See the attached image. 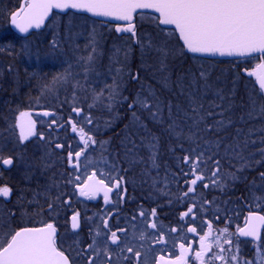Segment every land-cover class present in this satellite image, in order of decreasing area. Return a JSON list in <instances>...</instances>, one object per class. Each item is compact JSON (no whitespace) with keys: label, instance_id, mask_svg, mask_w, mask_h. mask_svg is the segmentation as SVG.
Listing matches in <instances>:
<instances>
[{"label":"snow or ice","instance_id":"snow-or-ice-1","mask_svg":"<svg viewBox=\"0 0 264 264\" xmlns=\"http://www.w3.org/2000/svg\"><path fill=\"white\" fill-rule=\"evenodd\" d=\"M53 10H76L110 18L116 22L114 31L123 34V42L119 46L114 45L108 57L110 83L107 79H99L98 67L103 52L95 36L83 49L80 45L73 47L69 39L73 56L70 60H63L62 73L43 87L46 93L58 91L57 86L71 87V100L66 98L65 102L71 104L75 119L70 114L64 123H60L54 111L37 113L51 118L49 128L64 129L67 125L72 133L79 136L76 148L67 145L66 163L70 171L64 179L65 185H72L79 196L88 199H96L102 194L104 203L114 204L117 209L118 222L110 225L111 210L106 216L99 217L98 224L96 219L87 217L86 222L94 225L89 229L90 242L83 244L81 241L62 250V245L58 246L54 220H40L38 226L30 220L28 224L18 223L13 227L7 219H0V264H76L77 260L84 264H189V253L193 249L191 245L185 247L186 235L180 237L185 243L179 244L178 255L174 251L175 238H172L174 258L154 255L157 249L153 245H163L159 251H164L168 243L155 208L148 211L141 207L130 219L124 218L125 224L133 226L131 237L128 227L120 226L119 208L125 200L122 193L127 192L124 186L126 175L131 167L142 165V175L152 179L155 187L156 179L151 177V171L160 167L161 137L152 131L149 122L161 129L162 135L168 136V150L179 169V173H166L164 188L160 191L169 195V185L178 183L180 179L187 186V190L176 197L178 203H187L189 194L196 193L198 186L224 190L228 186L227 181L238 179L237 173L253 167L252 156L244 155L250 144L261 145L257 150L261 160L255 163L264 164V126L249 128L247 132L236 127L232 136L234 143H225L228 128L235 124L231 115L234 87L226 94L211 79L208 66L203 63L184 67L185 61L198 54L236 57L258 54L259 59L264 60V0H24L19 10L11 14V24L20 33L31 35L30 29H41ZM144 10L155 13L150 17V22L157 29L152 34L138 30V18L143 17ZM161 26L173 27L166 31ZM100 39H103L102 35ZM133 45L140 51V65L135 72L131 68ZM50 47L59 49L60 41L54 39ZM24 54L40 58L39 53H33L27 44ZM257 68L261 74L249 72L248 75L257 77L259 92L250 98L248 111L239 120L259 119L264 124V63ZM144 72L150 76H143ZM148 79L155 80V84L148 83ZM133 82L139 87L124 95ZM209 95L213 99L208 100ZM225 101H228L227 105ZM85 103L87 110L82 106ZM125 105L130 113L129 123L124 126L117 149L111 146V139L97 138L96 134L101 129L99 121L93 118L92 110L100 108L112 113ZM36 123L31 112H19L15 126L20 130V143L37 135ZM88 126L92 127L86 130ZM110 126L109 120L106 127ZM257 133H260L258 140L253 138ZM39 138L45 140L42 133ZM173 140L174 145L171 144ZM65 147L64 143L55 142V149L63 151ZM177 149L181 155L176 154ZM15 159L0 153V167L11 168ZM222 161H228L229 168L235 170L226 171ZM232 161H237L240 167ZM125 163L128 168L123 167ZM89 168L95 170L89 174ZM259 176L264 181V172ZM114 190L116 200L113 202L110 194ZM11 192L8 186L0 187L2 197H9ZM65 195L61 193L49 199L47 212L38 211L35 215H59L61 206L71 208V197L64 198ZM254 200L258 202L260 211H264V197H254ZM213 203L202 196L197 201L193 196L191 206L180 213L181 233L186 229L187 233L195 235L198 227L201 231L207 227V231L199 235V249L195 250L193 260L199 264H216L217 261L220 264H253L252 260L241 257L239 247L240 237H251L253 241H260L257 253L259 264H264V237L261 235L264 214L249 206L244 226L232 233L228 226L214 229L211 220L202 218L208 210L205 205ZM9 215L15 217L14 213ZM215 219L220 217L217 215ZM137 220L141 222L139 225ZM198 220V226H189L197 225ZM80 221L81 213L73 211L71 228L80 229ZM168 231L177 233L178 228L170 227Z\"/></svg>","mask_w":264,"mask_h":264},{"label":"flooded vegetation","instance_id":"flooded-vegetation-1","mask_svg":"<svg viewBox=\"0 0 264 264\" xmlns=\"http://www.w3.org/2000/svg\"><path fill=\"white\" fill-rule=\"evenodd\" d=\"M11 12L12 11L8 12L6 16L0 19L1 28L7 29L4 31L5 35L0 36V153L5 157H14L10 151L17 152L27 158L35 159L37 164H41V166L35 172H30L28 178L22 176L21 181H17L15 177L11 176V171L14 166L11 168L0 167V187L8 186L12 189L9 197L5 198L0 196V204L2 208L5 209V211L2 210L0 213V218L5 217L6 219H11L12 217L9 215L12 213L9 210L11 208L15 214L12 220L13 227L18 223L28 224L30 220L32 224L37 226L40 220L48 219L50 222L54 220L57 224L58 246L62 245V250L69 249V246H74L81 241L83 244H87L90 242L89 229L94 227V225L91 222H86V218H94L98 224L100 222L99 217L106 216L109 210H111L113 215L109 223L110 225H116L118 222L116 216L117 209L114 207V204L106 205L102 194L97 196L96 199H88L79 196L78 191H76L72 185H65L64 179L70 171L66 163L67 145L70 144L73 148H76L79 136L76 133H72L70 126L67 125L64 129H56L55 126L49 128L51 118L38 115L37 113H41L45 110L54 111L56 113L55 118L60 123H64L70 114L73 115L74 119L75 116L71 113V105L65 102L66 99L62 101L56 99L54 101L53 97H51L50 102L41 103V100L39 102L36 100L38 99L36 95V99L29 102V97L32 95V92L26 93L27 89H24L26 87L23 85L18 87V84L16 85L15 77L12 76V73L18 75L16 77L17 79L21 76V78L25 80L26 70L23 69L24 63L22 60L19 63L22 69L11 68V65L14 67L11 63V58L13 57L15 59L18 51L20 52V45L16 41V39H18L17 35L13 34L14 32L9 25ZM11 35H13V37H11ZM19 54H21V52ZM244 61L250 64L249 68L246 70L247 76H249V72L260 71L257 65L264 63V60L259 59V56L246 57ZM249 77L256 78V76ZM147 82L149 83L150 81ZM150 83L153 84V82ZM131 87L132 83L128 85L127 89L124 91V95H129L128 91ZM11 92H13V99L11 98ZM82 106L87 110L86 103ZM16 109H18L17 112H15ZM21 111L31 112L32 119L37 122L35 129L37 135L29 137V139L23 143H20L18 138L16 141L10 137L13 130H15L19 136V128L15 126L12 130L10 127L12 124L16 125L19 112ZM109 114L111 117H108ZM92 115L95 120L99 121V125L102 127L101 131L96 134L97 138L100 140L111 139V146L119 149L122 134H108V128L105 129L107 121L110 120L112 125L113 121L120 116L118 111L109 113L107 110L97 108L92 110ZM91 127L92 126H88L86 130ZM41 133L45 137L43 141L39 138V134ZM89 134H92V132ZM49 141L52 143H49ZM55 142L64 143L66 145L65 149L63 151L55 149ZM169 144V142H166L165 145ZM142 153H144L143 150ZM123 167L128 168L129 165L125 163ZM93 170H95V168H89V174ZM142 172V165L131 167L127 172V183L124 185L127 192L122 193L125 200L119 208V224L121 227H128L130 237L134 229L131 223L125 224L124 218L128 217L130 219L131 215L136 213L141 207L148 211L152 208L156 209L154 190L145 188L149 187L147 182H143L144 187L141 189L135 184V180L139 178H148L144 177ZM62 174H64V176H62ZM61 193L67 194L64 198H68V196L71 197V208L61 206L59 215L55 213L51 214V216L35 215L38 211L47 212L48 200ZM110 199L113 202L116 200L115 190L110 194ZM160 203L163 204L164 211L163 214L157 211L158 219L161 221L160 223H162V225L169 229L170 225L167 221H169L172 212L169 195L162 200L160 199ZM73 211H79L81 213V227L78 230H73L71 228V215ZM183 211H186V209H183L181 205L177 206L174 209L175 219L179 220L180 213ZM8 221L11 224V220ZM199 235H202L199 230L198 234L195 235L187 233V242L185 243V240L181 239L177 244L176 255L179 254L180 243H185V247L191 245L193 252L189 253V264H199V262L193 260L195 250L199 249ZM163 255L165 257L174 258V255L169 252ZM207 258L208 255H206V259ZM76 264H84V262L82 260H77ZM216 264H220V262L217 261Z\"/></svg>","mask_w":264,"mask_h":264},{"label":"rangeland","instance_id":"rangeland-1","mask_svg":"<svg viewBox=\"0 0 264 264\" xmlns=\"http://www.w3.org/2000/svg\"><path fill=\"white\" fill-rule=\"evenodd\" d=\"M152 15H155V14L144 13L143 17L138 18V21H139L138 30L141 33L152 34L154 31L157 30L156 26L150 22V17ZM1 26L2 25L0 24V36H3L5 35L4 31L7 29H4V28L2 29ZM165 29L167 31L168 29H171V28H165ZM97 34H100V35H97ZM101 35L103 39H100ZM122 35L123 34H117L114 31V26L112 24L101 22L100 20L88 17L87 15H84V14H76L73 12H69L67 14H57L51 19V21H49V24L47 25L45 30L39 33H36V34H32L29 37L16 40L18 44L20 45L21 55H19V58H21L22 62L24 63L23 69L26 70V73L28 74V76H25L26 77L25 80L21 78V76L17 79L16 77L18 75L16 73H12V76L15 77L16 85L18 84V87L23 85L24 87H26L24 89H29V91L32 92V95H30L29 97V102L32 101L33 99H36V95L38 97V99L36 100L38 102L41 100L40 101L41 103L50 102L51 97H53L54 101L56 99H58V101H62L66 98L70 101L71 100V87L59 88V86H57L59 90L58 91L54 90L51 93H46L43 87L45 84H49L53 82L54 78L59 76L62 73L63 67H64L62 63L63 60H70L71 57L73 56V52L71 51L69 47V43H68L69 39H71V41L73 42L72 44L73 47L75 45H80L81 49H83L85 45H87V43L90 40H92L93 37L95 36V38L100 42L101 51L103 52V56L99 62V67H98V70L101 73V76L99 77V79L100 80L107 79L108 82L110 83L111 79L107 75V66L109 63L108 57L111 55V52L114 49V45L119 46L123 42ZM54 39H57L60 41L61 47L59 49L53 50L50 47V44ZM26 44L30 46L31 51L33 53H36V52L39 53V56H40L39 59H36L35 56H28L24 54V46ZM65 52L67 53V55H64ZM135 58L139 59V61L135 62V64L138 63L140 65L139 48L133 45V57L131 59L132 71H134L133 69H136L135 67H133ZM189 62H190L189 64L199 65L203 63L206 66H208V70L210 74L214 75L213 81H215L217 77V74H215L217 67L211 61L205 60L204 57L197 56V57L191 58ZM149 63H151V60H149ZM11 68H12V65H11ZM35 76H38L39 78L36 79ZM235 76L237 78V75ZM245 84H247V88H248L247 96H248V101L250 103V98L255 97L256 93L259 92V89L256 86V82L254 78L248 79L245 82ZM69 105L71 104L69 103ZM17 111L18 109L15 110V112ZM247 111L248 109L246 110V112ZM241 115L242 114H240V116ZM241 122H242L241 125L244 126V127L242 126L241 127L245 129V132H247L249 128L259 129L262 126H264V124H262V122L259 119L249 120L247 122H243V121ZM10 128L13 130V128H15V125L12 124ZM101 128L102 127H100V129ZM107 128L109 127H106L105 125V129ZM257 134L260 135V133H257ZM17 136H18V133L15 130H13V133H11L10 135L11 139H14L17 141V138H19V136L18 137ZM253 138H255V136ZM257 138L259 139V136H257ZM232 142L234 143V141ZM260 147L261 145L259 143L250 144L248 148L245 150L244 155L246 157L251 155L252 163H254L255 161H259L261 160V156L259 155L257 150ZM10 153L14 155V157L16 158L14 167L11 171V176L15 177L17 181H21L22 176H25V178H28L29 177L28 175L30 172H35L41 166V164L38 165L35 159L33 158H27L26 156L20 153H17V152H13V151H10ZM232 162L234 163V161ZM260 165L262 164H256V167ZM237 166L240 167V164L238 162H237ZM251 188L254 191H257L258 189H264V183H262L261 180L255 181L252 183ZM250 203L254 205H258V202L255 201L254 198L250 199ZM205 208H207L208 210L204 212L203 214L204 219H208L212 221V219L213 218L215 219V217L219 214L218 212L219 209L217 207L213 208L212 206L209 209V206L205 205ZM2 210L5 211V209H3L2 205L0 204V213L2 212ZM9 210L13 213V210L11 208ZM233 217L237 218V216H234V214L232 215V218ZM0 219H6V218L1 217ZM7 220H11V225L13 226L12 224L13 218L7 219ZM136 223L137 225H139L141 222L138 220ZM212 223H213L214 229H216L213 221ZM198 224H199V221H197V225H192V226H198ZM176 227L178 228L177 233H169V231L166 228H164L165 239L168 242L167 247L164 251H159V249L164 246L163 245H153V247L157 249L154 255L156 256L163 255L166 252L173 254L172 238H175L176 247L174 251L175 252L177 251V243L178 241H180L181 239L180 237L186 233V230L184 229V232L181 233L179 231L180 226H176ZM198 230L203 234V232L207 231V227L205 226L202 231L198 227ZM240 241L241 243L239 247H240L241 257L252 260L253 264H259V255L257 253V246L259 245L260 242L255 243L253 245V242L243 241V240H240Z\"/></svg>","mask_w":264,"mask_h":264},{"label":"trees","instance_id":"trees-1","mask_svg":"<svg viewBox=\"0 0 264 264\" xmlns=\"http://www.w3.org/2000/svg\"><path fill=\"white\" fill-rule=\"evenodd\" d=\"M20 3V0H0V19L3 16H6L8 12L12 11L14 8H16ZM13 37V35H11ZM17 40V39H16ZM20 50V49H19ZM18 51L17 57L14 59L11 58V63L14 65V69H22L20 67V60ZM205 60L211 61L214 65H216L217 70L215 71V74H217V77L215 79V83L218 87L222 88L224 92L227 94L229 93V90L233 89L234 87V96L232 97L233 107H232V117L235 121V124L233 127H229L227 130V140L225 143L232 142V136L234 135L235 128L236 127H244L241 125V121L239 120L240 114H244L246 110L249 108V101L247 96V84L245 82L248 79H251L247 76L246 70L249 68L250 64L247 61L240 60L239 58L234 59H211V58H204ZM139 61V59L135 58L133 67L136 69H133L134 71L137 70L139 67V64L135 62ZM15 62V64H14ZM189 60L185 61L184 67H187L189 65ZM237 65L239 68L237 69ZM237 71L239 72V75H237ZM143 76L149 77L150 73L144 72L142 73ZM237 75V78L236 76ZM26 76L28 74L26 73ZM211 79H214V75H211ZM35 78H39L38 76H35ZM236 78V79H235ZM245 79V80H244ZM235 80V86H233V81ZM147 81L153 82L155 84V80L148 79ZM149 82V83H150ZM134 82L132 83L131 89L128 91V94L131 92H134L135 89H137L139 86ZM30 91L27 89L26 93H29ZM164 95H167V93H164ZM11 98L13 99V92H11ZM208 100L213 99L211 95L207 97ZM228 101H225V104L227 105ZM14 110V109H12ZM115 111H118L119 117L113 121V124L108 128L107 133H119L122 134L124 130V126L129 123V116L130 113L126 110V105L123 107H118ZM108 117H111L110 114ZM252 123V122H251ZM149 127L152 128V131L155 132L157 135L161 137L160 140V150H159V159L158 164L160 167L158 169H153L151 171V177H154L156 179L155 187H153V180L150 178H144V179H137L135 180V184L140 187V189L143 186V182H147L149 187H145L147 189H153L154 190V198L156 199L155 207L156 211H159L160 214H163L164 206L162 203H160V199H164L167 195H165L160 189L164 188V177L166 173L169 171L179 173V169L176 168V161L175 158L171 153H169V145H165L166 142H169V138L166 134H161L162 130L151 125L149 122ZM258 134L255 136L256 139ZM171 144H175V141H171ZM187 147V145H185ZM142 152V150H141ZM144 154V153H142ZM177 155H181L179 149H177ZM255 160V159H254ZM256 162V161H255ZM253 163V167L251 168H245L243 171L237 173L238 179L235 180H229L227 181L228 186L224 190H220L217 188H213L210 186L208 189H203L201 187H197V191L194 194H189V199L187 203H178L176 201V197L181 195L182 192L187 190V186L184 183L183 179H180L178 183H171L169 185V188L167 189L169 191V197L171 200L170 207H171V214L169 217L168 224L172 226H178L181 224V222L177 219H175L174 215V209L177 206H182L183 209L187 210V207L191 206L192 203V197L195 196L196 200L199 201L200 197L202 196L204 199L208 201H214L213 205L209 206V209L213 206V208L217 207L219 209V220H215L214 218L212 221L214 222V225L216 229L223 228L225 226L229 227V230L233 233L236 232V228L239 224L244 222V215L246 211L249 209V206H251L253 209L260 210L259 206L254 205L250 203V199H253L254 197H263L264 195V189H258L257 191H254L251 188V185L253 182L261 180L259 174L261 172H264V164L256 167V163ZM224 164V168L226 171H234L235 169L229 168L228 161H222ZM233 163V162H232ZM237 166V161H234V163ZM262 183L264 181L261 180ZM19 185V183H18ZM261 195V196H260ZM248 205V206H247ZM234 216L232 218V215ZM239 215V216H238ZM203 218V217H202ZM159 222H161L159 220Z\"/></svg>","mask_w":264,"mask_h":264},{"label":"water","instance_id":"water-1","mask_svg":"<svg viewBox=\"0 0 264 264\" xmlns=\"http://www.w3.org/2000/svg\"><path fill=\"white\" fill-rule=\"evenodd\" d=\"M24 2V0H22V3ZM21 3V4H22ZM19 8L20 7H18L15 11H18L19 10ZM14 11V12H15ZM68 11H74V12H78V11H76V10H67V11H64V12H62V11H60V10H53V13L54 12H58V13H67ZM144 12H152V13H154L152 10H144ZM78 13H83V12H78ZM84 14H87V15H90V16H92V14H90V13H84ZM52 15L53 14H51L50 15V17H49V19H47L46 21H45V25H43L42 27H41V29H43L45 26H46V24H47V22L50 20V18L52 17ZM92 17H95V16H92ZM95 18H98V19H101V20H105V21H109V22H115V21H112L110 18H105V17H95ZM10 25H11V28L14 30V31H16L18 34H20V35H22V36H25V35H27V34H24V33H20L19 31H18V29H16L15 28V26L14 25H12L11 24V20H10ZM164 27H173V26H164ZM41 29H30V32L31 31H38V30H41ZM199 56H204V57H210V58H235L236 56H227V55H225V56H220L219 54H216V55H210V54H203V55H200V54H198ZM258 73V72H257ZM261 74V73H260ZM256 83H257V86L259 87V82H258V80L256 81ZM260 214H264V213H262V212H260ZM247 215H248V212H247ZM244 225H242L241 227H243ZM263 230L264 229H261V235H263ZM242 238H248V239H252L251 237H242Z\"/></svg>","mask_w":264,"mask_h":264}]
</instances>
